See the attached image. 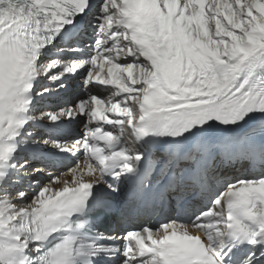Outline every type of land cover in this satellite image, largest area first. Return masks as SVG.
Here are the masks:
<instances>
[{
    "label": "snow or ice",
    "instance_id": "obj_1",
    "mask_svg": "<svg viewBox=\"0 0 264 264\" xmlns=\"http://www.w3.org/2000/svg\"><path fill=\"white\" fill-rule=\"evenodd\" d=\"M0 264H264V0H0Z\"/></svg>",
    "mask_w": 264,
    "mask_h": 264
}]
</instances>
